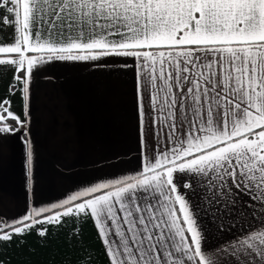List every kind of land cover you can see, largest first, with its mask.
<instances>
[{"label": "snow or ice", "instance_id": "1", "mask_svg": "<svg viewBox=\"0 0 264 264\" xmlns=\"http://www.w3.org/2000/svg\"><path fill=\"white\" fill-rule=\"evenodd\" d=\"M0 28L21 104L0 98V136L24 144L28 189L31 84L49 62L133 69L141 153L134 174L46 204L33 191L24 215L0 217V242L83 217L108 264H264V220L209 252L199 215L241 195L264 208V0H0Z\"/></svg>", "mask_w": 264, "mask_h": 264}, {"label": "crops", "instance_id": "2", "mask_svg": "<svg viewBox=\"0 0 264 264\" xmlns=\"http://www.w3.org/2000/svg\"><path fill=\"white\" fill-rule=\"evenodd\" d=\"M11 29L0 28V42ZM114 58L99 62H49L31 84V140L34 146L33 188L26 187L25 146L19 136H0V217L12 220L35 202L51 203L103 179L134 174L140 140L134 71ZM100 64L101 66H96ZM11 71L0 69V98L9 97L21 111L19 96H10ZM255 213V214H254ZM264 208L254 210L247 196L199 214L209 252L226 246L240 233L258 227ZM222 225L218 228V226ZM0 242V264H108L92 220L65 219Z\"/></svg>", "mask_w": 264, "mask_h": 264}]
</instances>
